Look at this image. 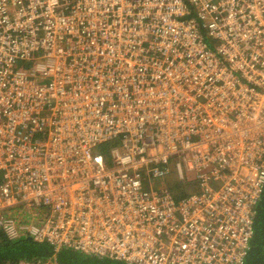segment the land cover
<instances>
[{"label":"built area","instance_id":"2783aa9c","mask_svg":"<svg viewBox=\"0 0 264 264\" xmlns=\"http://www.w3.org/2000/svg\"><path fill=\"white\" fill-rule=\"evenodd\" d=\"M173 167L198 190L175 197ZM263 193L264 0H0L10 239L126 264H245Z\"/></svg>","mask_w":264,"mask_h":264},{"label":"trees","instance_id":"16d2710c","mask_svg":"<svg viewBox=\"0 0 264 264\" xmlns=\"http://www.w3.org/2000/svg\"><path fill=\"white\" fill-rule=\"evenodd\" d=\"M207 41L209 42V44H212V40L207 39ZM116 144H119V142L104 143L97 148V152L103 154L106 159L110 161L111 158H109L108 156L110 155L112 147ZM105 145H110L111 147L110 151L107 153L102 152L101 150L102 146ZM175 182L178 181L175 180ZM194 185L197 190V183ZM170 190L178 199H181L192 193L181 191L179 192L180 195L176 196L175 192L171 188ZM254 231L255 233L251 240V247L245 264H264V193L263 198L257 207V213L254 220ZM20 242V238L10 239L7 233L2 228H0V264H18L22 260L46 259L54 255H57L59 262H61L62 264H94L95 262L97 263L100 261H106L105 259L102 260L94 258V262L89 261L86 263H82L80 258L76 259V256H74L73 258H68L67 255H61L62 251L56 253L53 248L47 243H37L29 237L27 239V242H25L24 244H21ZM72 254L73 253L68 255ZM114 262L115 264H126L119 261Z\"/></svg>","mask_w":264,"mask_h":264},{"label":"rangeland","instance_id":"374dc122","mask_svg":"<svg viewBox=\"0 0 264 264\" xmlns=\"http://www.w3.org/2000/svg\"><path fill=\"white\" fill-rule=\"evenodd\" d=\"M31 64H28L27 67H30ZM17 69L21 70H26V68H21V67H17ZM103 145V144H102ZM110 145H105V146H102L101 150L102 152H109L110 151ZM178 181V182H175ZM144 181V184H145V187L147 186V182H145V179L143 180ZM165 183L168 185L169 188H171L176 196H179L181 191H186L188 193L192 192H196V187L194 184H196L197 182L195 181V179H185V180H180L178 179L177 177V174H176V170L175 168L173 167L172 168V173L165 179ZM197 187H198V184H197ZM196 190V191H195ZM178 193V194H177ZM21 239V244H24L25 242H27V239L28 237L25 236V235H20L17 239ZM37 242V241H36ZM37 243H42V242H37ZM49 245V244H48ZM73 253L72 255H68V254H71ZM61 255H67L68 258H73L74 256H76V259L77 258H80V260L82 261V263H86V262H94L95 259L94 257L92 256H87V255H84V254H81V253H78V252H73L71 250H63ZM79 260V261H80ZM106 261L102 262H95L94 264H115L114 261L108 259V258H105Z\"/></svg>","mask_w":264,"mask_h":264},{"label":"clouds","instance_id":"9594fccd","mask_svg":"<svg viewBox=\"0 0 264 264\" xmlns=\"http://www.w3.org/2000/svg\"><path fill=\"white\" fill-rule=\"evenodd\" d=\"M29 237V236H28ZM29 238H31V237H29ZM32 239V238H31ZM34 240V239H33ZM35 241V240H34ZM42 243H45V242H42ZM48 244V243H47Z\"/></svg>","mask_w":264,"mask_h":264}]
</instances>
